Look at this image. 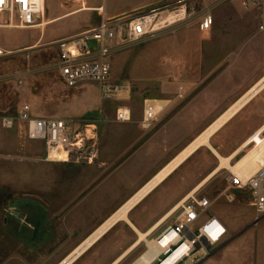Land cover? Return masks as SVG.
<instances>
[{"label": "rangeland", "instance_id": "rangeland-1", "mask_svg": "<svg viewBox=\"0 0 264 264\" xmlns=\"http://www.w3.org/2000/svg\"><path fill=\"white\" fill-rule=\"evenodd\" d=\"M83 1L63 0L58 17H64L78 8L94 9L82 5ZM188 6L191 11L185 22L158 32L141 43L119 48L111 59L112 83L130 91L131 103L135 100L141 102L140 117L142 100L148 98L170 102L166 112L156 122L158 125L174 116H182L177 128L157 138L155 158L150 162L146 157L140 158L136 167L144 164V167L158 169L167 152L199 132L202 122L207 121L205 114L209 108L232 104L264 75V32L258 29V9L247 10L235 1L214 3L212 0H195ZM46 7L48 16H51L58 8L57 1L46 0ZM153 10L135 11L114 19L127 21ZM208 14L214 17V27L204 33L200 30V23ZM102 17L100 12L86 11L45 28L5 30L0 34V49L5 53L0 59V264L61 263L71 254L69 252L77 242V233L84 230L85 225L100 211L103 196L90 193L93 186L110 174L95 169L102 166L101 153L93 165L94 172H59V175H53L51 171H42L44 167L55 165L44 162L43 145L27 140L18 126L12 130L4 129L1 121L4 117L16 116L25 104H29L39 117H51L60 109L61 100L70 96L71 89L60 80L58 51L54 43L97 27ZM199 76L217 78L214 93L209 94L205 101H199L197 91L191 92L186 88L199 81ZM86 86H89L88 83ZM180 93L184 96L182 99L179 98ZM92 94L93 90L84 88L78 97L75 94L68 100L83 103ZM121 95L114 100H102L99 95L104 103L101 110L67 119L81 125L95 122L99 132L102 128L99 124H104L98 121H115ZM250 102L231 121L240 118L247 110L250 118L264 120V93ZM251 107L255 109L249 113ZM132 121H139L135 110ZM229 124L211 138L212 146L218 148L219 142L226 147L235 144L237 137L228 131ZM106 129L112 132L106 135L103 159L112 160L113 155L129 144L137 133L129 130L125 135L121 132L116 135L118 132L114 129ZM177 137L180 140H175ZM98 140L101 147L100 137ZM252 144L242 155L255 146ZM218 149L223 156L232 152ZM217 164L210 150L201 148L139 204L129 214V219L140 231H148L186 198ZM53 177L58 178L59 183L52 191L50 183ZM227 177L228 172L222 171L190 199L189 203L198 210L195 201L206 199L211 203L193 233L208 217L225 218L234 227L254 217L247 193L235 192L237 199L234 203L226 200ZM129 178L126 175L123 184ZM86 180L91 181L90 186L83 184ZM181 211L182 208L150 239L154 240L166 228L176 225ZM257 222L260 221L255 220ZM261 224H264V219ZM235 239L234 236L229 237L217 246L208 247V255L203 259L196 258L198 261L195 264L210 263L213 257L220 263V253ZM136 240L135 232L126 223H120L74 264H107ZM146 250V244L142 243L121 264H134ZM223 261H226L225 257Z\"/></svg>", "mask_w": 264, "mask_h": 264}, {"label": "built area", "instance_id": "built-area-1", "mask_svg": "<svg viewBox=\"0 0 264 264\" xmlns=\"http://www.w3.org/2000/svg\"><path fill=\"white\" fill-rule=\"evenodd\" d=\"M227 1L238 2L247 10L258 9L260 11L258 29L264 32V0H212L214 3ZM188 4L183 2L173 8L161 7L127 21L107 19L104 9H98L103 17L97 27L59 39L54 43L58 51V70L64 85L74 89L85 83L95 84L99 87L102 100L119 98L122 94L119 91L121 88L112 83L111 59L115 51L124 46L141 43L158 32L185 22L191 11ZM44 10L45 0H0V34L5 30H27L35 27L41 21ZM214 22L211 14L205 15L200 23V30L204 33L212 31ZM3 56L5 53L0 49V59ZM183 97L180 93L179 98ZM160 102L155 100L144 102L141 125L145 129L158 122L167 110L168 107ZM132 119L133 113L129 107L117 108L116 122L130 123ZM1 123L6 130L18 126L27 140L41 143L44 147V162L94 165L98 161L100 154L98 129L93 123L81 125L63 119L38 117L29 104L23 105L16 116L4 117ZM263 135L261 134V138H264ZM253 144L255 145L256 141ZM226 171L228 172L226 200L234 203L237 199L235 192L247 193L251 198L250 205L255 210L256 220L262 221L264 219V150L256 161L255 171L250 172L247 169L236 173ZM195 202L200 211L211 206L210 201L206 199ZM199 210L189 201L186 203L176 225L169 226L172 228L174 238L165 249V254L174 255L183 246L187 247L185 232L188 224L195 221ZM215 226L218 228L216 239L225 236L224 226L214 217H208V220L204 221L194 233L193 241L197 243L203 236L208 250V247H212L215 242L210 234Z\"/></svg>", "mask_w": 264, "mask_h": 264}, {"label": "crops", "instance_id": "crops-1", "mask_svg": "<svg viewBox=\"0 0 264 264\" xmlns=\"http://www.w3.org/2000/svg\"><path fill=\"white\" fill-rule=\"evenodd\" d=\"M56 1L58 8L51 16H48L46 0H45V13L43 19L44 26L42 28L55 25L61 20L81 12H86V11L98 12V9L100 8L104 9L105 17L107 19H114L116 17H120L122 15L135 11L151 10L160 7L173 8L183 2H187L191 4V2L195 0H116V2H113V0H111V2L110 1L108 2V0H99L98 2L97 0H84L85 2L83 1L82 5L86 4L94 9L84 7L78 10L79 9L78 8L75 9L78 11L75 10H73L75 12L70 11L72 13L68 12L70 14L64 17H58L59 15H61L59 13L61 12V7H63V2H62L63 0H56ZM71 1L81 3L82 0H71ZM214 41H216V39ZM217 41L220 42L221 40L217 39ZM263 78L264 75L260 77L258 80H255L250 87L253 88ZM60 80L62 81L61 77ZM216 81L217 78H215V76H213L211 79L207 76H199V81H196L194 84H189L188 87L186 88H188L191 92L197 91V93L199 94V101H205L208 98L209 94L214 93ZM88 85L89 86H86V84H82L77 88L71 89L70 96L76 94L78 97L82 93L84 88L93 90L94 95L92 94L89 98L87 96L86 100L83 103L81 102L76 103L75 100L69 101L68 98L70 96L67 97L66 100L62 99L60 103V109L52 113L50 115L51 117H47V118H56V119H63L69 121L70 119L67 118H76L75 116H80L91 111H97L99 109L101 110L104 107V103L99 98V87L95 84L93 85L88 84ZM248 89L240 97H238L232 104L228 106L225 105L220 108L218 107L209 108L207 114H205L207 121L202 122L201 129L198 130L199 132L197 133L195 132L190 137H188V139L185 138L187 140L182 141L181 144L175 146L172 150L169 151V153L167 152V154L164 155L158 169L155 168L150 169L148 167H144L146 166L144 164L142 165L140 164L139 166L137 165L136 167L135 164H137L139 159L143 157L148 158L149 162L151 159L155 158L156 154L154 148H155V143L157 142V138L177 128L182 120V116L181 115L174 116L166 123L163 122L160 125H158V123H154L150 128L145 129L141 125V121L143 119L144 102L148 100L165 101L168 104V106L170 102L166 99H159V98L144 99L142 100L143 101L142 116L140 117L141 102L135 100L133 103H131L130 91L123 92L121 95L122 100L119 106L129 107L132 110L133 115L135 110L139 121H132L130 123H124V124L118 123L116 121H98L99 123L101 122L104 124V126L102 124H99L100 128L101 127L102 128L101 131L99 130L98 132V138L100 137V145H101L100 153L102 160L101 162L102 166L100 168L99 167L95 168V166L93 165H81V164H73V163H48L55 165L51 167L42 168V171H46V172L51 171L53 175L56 173L57 175H59V172L87 173L89 171L94 172L95 169L97 171L101 170L110 173L109 176H107L101 182L93 186L90 194L94 192L99 193V195L103 196L104 200L100 201V207H99L100 211L99 210H98L99 212L97 211L96 217H94L93 220H90L85 225L84 230H81L80 232L77 233L76 235L77 242L75 243L74 248L71 250L72 252L70 251L69 253H73V251L79 245H81L88 237H90V235L94 233L101 225H103L104 222L108 220V218L110 219L112 215H114L123 205H125L128 201H130L147 183L152 181V179H154V177L159 172H161L166 166H168V164H170L175 158H177L191 143H193L196 140V138L202 133V131L206 130L210 125H212V123H214L218 118L224 115V113H226L245 93H247L250 90ZM253 109L255 108L251 107L249 109L250 111L249 113H251ZM35 116L38 115L35 114ZM71 122H75V121L72 120ZM94 124L96 125L95 122ZM227 124H229L228 131L230 132V134L237 137L236 142L233 146L230 147H226V145L221 144V142L217 143V146L218 148H220V150L223 149L230 152L231 151L234 152L249 137L257 133L260 129L264 127V120H256L255 118H250V114H248V110H247L244 111L243 115L240 118L236 119L235 121H229ZM106 128L114 129L116 132H118L116 135H120V132L125 135V133H128L129 130H132L137 133V135H135L134 138L130 140L129 144H125L123 148L118 150L117 154L113 155L112 160L103 159L104 146L107 138L106 135L107 133L112 132V131H107ZM177 139L180 140V138L178 137L175 138V140ZM108 140L110 141V137H108ZM213 147L219 151V149L216 148L214 145ZM198 150L199 148L196 150V152ZM93 167L95 168L94 170H92ZM126 175L129 176L130 178L128 179L127 183L126 180L125 184H123L122 180L125 179ZM58 183H59L58 178L53 177V180L50 183L52 191L55 190L54 189L55 187L57 189ZM83 184H87L90 186L91 181L86 180ZM143 200L140 202V204L143 202ZM248 205L254 210V208L250 204ZM218 218L224 223V225L228 229V237L225 238L222 242H225L229 237H233V236L236 237V239L233 240L230 244H228V246L224 248L220 253L222 259L220 263H217L213 257V261L204 264H264V224H261L262 221L255 223L256 214H254L253 218L244 221L243 223L239 224L237 227H234L225 218H220V217ZM248 232L251 233L248 234ZM117 257L107 262V264H112ZM224 257L226 261H223Z\"/></svg>", "mask_w": 264, "mask_h": 264}, {"label": "bare ground", "instance_id": "bare-ground-1", "mask_svg": "<svg viewBox=\"0 0 264 264\" xmlns=\"http://www.w3.org/2000/svg\"><path fill=\"white\" fill-rule=\"evenodd\" d=\"M45 13V10H44ZM44 13L41 17V21L31 29H38L44 26ZM121 93L128 92L127 89L119 90ZM264 93V78L247 93H245L224 115L218 118L212 125L196 138L177 158H175L168 166H166L161 172H159L152 181L147 183L130 201L123 205L114 215L108 218L103 225H101L94 233L90 235L76 250L73 251L66 259L60 264H74L80 257H82L89 249H91L96 243L103 239L109 229L112 226H117L120 223H126L137 235V240L125 250L118 258H116L112 264H121L127 259L142 243L146 244L147 250L144 251L134 262V264H195L198 259L205 258L208 254V250L205 244V239L202 236L198 239V242L193 241L194 230L201 220L202 214L205 210L198 211V215L195 221L188 224L185 232L187 237L186 246H183L176 254L168 253L165 254V249L170 245L171 239L174 238L172 228H166L161 237H157L151 240V236L157 233L165 223H167L175 214L184 206L191 198H194L214 177L224 170L236 173L247 169V171L256 170V161L259 159L261 151L264 150V138H261V134H264V127L257 133L249 137L244 143H242L234 152L228 156H223L217 149L211 144V138L218 133L229 121H231L250 101ZM160 103L168 107L165 101ZM256 141L254 147H252L247 153L242 155L252 143ZM199 148H208L213 156L217 159L218 164L215 169L204 178L191 192L184 198L178 205L167 212L161 217L148 231H140L133 222L129 219V214L137 207L134 206L142 200L154 193L157 188L164 183L185 161L192 157L196 150ZM145 198V199H146ZM144 199V200H145ZM143 200V201H144ZM140 204V203H139ZM225 228V236L216 239L218 234V228L215 226L210 232L215 242L212 247L222 243V241L228 235V229L224 223L219 219L215 218ZM117 223V224H116ZM114 226V227H115ZM198 227V226H197ZM111 231V230H110ZM182 261V262H181Z\"/></svg>", "mask_w": 264, "mask_h": 264}, {"label": "water", "instance_id": "water-1", "mask_svg": "<svg viewBox=\"0 0 264 264\" xmlns=\"http://www.w3.org/2000/svg\"><path fill=\"white\" fill-rule=\"evenodd\" d=\"M145 197H146V196H145ZM145 197H144V198H145ZM144 198H143V199H144ZM143 199H142V200H143ZM142 200H140V201L134 206V208H135L136 206H138L139 203H140ZM116 224H117V223H116ZM114 226H115V225H114ZM114 226H112L108 231H110Z\"/></svg>", "mask_w": 264, "mask_h": 264}]
</instances>
